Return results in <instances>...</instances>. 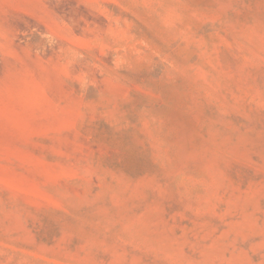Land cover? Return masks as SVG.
Wrapping results in <instances>:
<instances>
[{
  "label": "rangeland",
  "instance_id": "374dc122",
  "mask_svg": "<svg viewBox=\"0 0 264 264\" xmlns=\"http://www.w3.org/2000/svg\"><path fill=\"white\" fill-rule=\"evenodd\" d=\"M0 264H264V0H0Z\"/></svg>",
  "mask_w": 264,
  "mask_h": 264
}]
</instances>
